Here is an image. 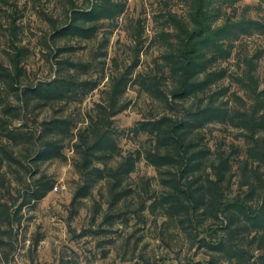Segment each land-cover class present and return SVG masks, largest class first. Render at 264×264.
<instances>
[{"label": "trees", "instance_id": "trees-1", "mask_svg": "<svg viewBox=\"0 0 264 264\" xmlns=\"http://www.w3.org/2000/svg\"><path fill=\"white\" fill-rule=\"evenodd\" d=\"M179 1L182 12L175 0H158L150 37L144 18H130L131 47L118 61L108 49L127 0H0V162L14 182L5 183L14 197L0 201L1 249L23 207L55 186L40 164L65 159L69 145L79 182L70 212L93 198L97 235L149 224L178 245L173 252L184 248L188 264H264V0ZM28 12L42 26L36 40L52 70L36 81L26 67ZM81 42L91 43L88 60L73 56ZM146 50L153 53L142 60ZM141 98L140 118L123 131L116 115ZM122 136L132 147L122 148ZM141 161L154 174L133 177ZM137 242L126 264H149Z\"/></svg>", "mask_w": 264, "mask_h": 264}, {"label": "rangeland", "instance_id": "rangeland-1", "mask_svg": "<svg viewBox=\"0 0 264 264\" xmlns=\"http://www.w3.org/2000/svg\"><path fill=\"white\" fill-rule=\"evenodd\" d=\"M256 1L242 0L241 4H253ZM174 3V8L178 12H182L183 8L180 1L175 0ZM157 9H160L158 0H127L126 10L111 35L108 49L109 57H115L118 61L127 60L132 42H130L129 32L127 34L124 29L128 26L130 18H132L131 21L137 17L144 18L145 33L148 37L153 35L158 26L153 16ZM37 23L38 20L35 16L28 12L25 18V26L27 38H30L34 53L27 58L26 67L29 71L30 79L34 81L52 72L50 61L43 56L41 51L43 47L36 40L40 37L41 31L39 29L42 28ZM81 44L84 45V48H76L77 51L73 56L88 60L93 50L92 46H90L91 43L81 42ZM3 47V43L0 41V49H3ZM151 53L146 50L145 53L141 54V59H149ZM0 57H4L3 50H0ZM108 63L109 60L106 64ZM109 66H107L108 71ZM259 74L263 80L264 57L260 62ZM105 80L99 85L97 90L90 92L83 99L80 109L89 108L92 102L98 99V94H100ZM129 95L134 97V92L130 91ZM142 105V98L136 99L125 111L116 115L115 124L123 131H126L128 127L140 118L141 113L139 111ZM46 114L47 112L43 111L40 117ZM213 133L218 138L224 136L222 130H213ZM226 139L228 140L229 137H226ZM119 143L124 149L133 145L124 136L119 139ZM64 152L66 155L65 159L48 160L40 164V170L46 172L55 181V186L37 202L23 207L20 225L12 228L10 232L12 235L8 238L10 239L9 244H6L3 249L0 248V264H58L59 257L77 259L79 264H126L124 254L133 255L131 249L139 239L136 252L140 251L148 256L149 264H188L187 253L184 248H181L180 253L173 252L178 249V245L173 242V246L171 243L168 244L162 240L158 235V229L149 224L145 226L133 224L128 227L118 225L115 226L117 230L113 233L111 232V236H101L91 231V229H96L97 227L91 225L89 218L93 198L84 199L83 207L77 214L72 216L69 201L79 182L78 174L72 164L73 151L71 147L68 145ZM5 169V164L1 161L0 177L3 176V184H0V201L8 200V196L10 199L14 197L11 194V189L7 191L5 188V183H8V181L14 185L11 174L6 172ZM142 173L151 175L154 174V170L141 161L132 176L136 178ZM133 230L136 232L129 238V247L128 251H126L122 243L125 241V236ZM171 247L174 250H171ZM3 250L6 252L7 257L2 255Z\"/></svg>", "mask_w": 264, "mask_h": 264}]
</instances>
